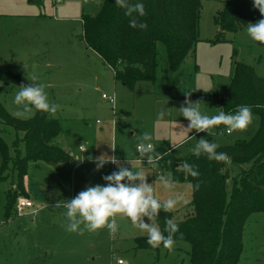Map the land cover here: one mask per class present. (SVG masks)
Instances as JSON below:
<instances>
[{"label":"rangeland","instance_id":"374dc122","mask_svg":"<svg viewBox=\"0 0 264 264\" xmlns=\"http://www.w3.org/2000/svg\"><path fill=\"white\" fill-rule=\"evenodd\" d=\"M224 1L201 0L198 40L177 70L169 69L165 48L159 43L155 81H137L129 89L115 81L112 71L84 44L81 18L94 15L101 0H0V72L9 71L18 77L10 84L0 81V105L16 118L31 117L34 109L30 116H16L18 106L13 101L18 87L33 83L36 77L49 101L60 105L50 116L62 120V131L56 139L71 151L70 160L59 165L29 162L26 178L34 206L19 215L14 203L25 196H17L14 205L6 207V191L18 190L9 163L6 179L0 182V260L40 253L33 264H189L190 246L185 241H174L171 250L137 248L134 238L147 233L134 227L123 214L112 218L117 225L115 232L107 228L85 230L83 234L66 231V209L59 204L88 186L105 184L104 176L125 167L140 171L161 203L169 196L182 197L169 210L173 220L192 211L191 183L172 179L173 190L164 189L158 177L167 172L157 161L149 163L146 156L141 157L136 148L143 135L149 134L155 153L161 146L183 158L193 153L200 138L224 145L248 140L256 131L259 119L255 114L245 131L229 134L224 125H218L207 135L189 129V122L179 111L186 106L185 100L201 102V111L209 116L222 111L219 99L226 94L237 61L264 78V44L247 36V25L218 33L214 15ZM102 94L113 97L114 105ZM162 111L165 115L160 116ZM22 136L23 132L0 120V137L10 156L15 148L23 151ZM101 154L117 157V163L105 164L97 171L89 158ZM1 158L0 152V163ZM246 168L248 164L229 165L228 172L235 176ZM226 183L228 195L230 178ZM34 208V214L27 212ZM5 209L11 213L7 219L3 216ZM143 219L149 223L147 217ZM242 241L238 264H264V211L247 217Z\"/></svg>","mask_w":264,"mask_h":264},{"label":"trees","instance_id":"16d2710c","mask_svg":"<svg viewBox=\"0 0 264 264\" xmlns=\"http://www.w3.org/2000/svg\"><path fill=\"white\" fill-rule=\"evenodd\" d=\"M144 4L147 24L141 30L129 26V17L114 0H101L94 15L84 14L82 37L85 46L97 54L112 71L115 81L133 89L137 81H155L157 68V45L164 46L168 66L177 70L185 55L194 48L198 40V21L201 0H133ZM252 0H225L214 15L218 33L235 31L250 22L261 19ZM218 40V39H216ZM18 77L11 72H0V81L10 84ZM223 112H235L240 105L250 106L252 114L258 116L256 131L248 140H235L219 145L217 152L226 153L230 162L208 159L206 154L192 153L186 157H175L169 148L159 147L157 164L176 181L187 180L192 186V211L182 219L173 220L172 212L161 210L156 225L164 231L168 220L179 228L174 241L189 244V264H238L243 247L242 231L245 220L254 212L264 211V78L255 74L253 68L235 62L224 97L219 99ZM0 120L23 132L20 140L23 151L8 147L0 137V182L6 179L9 167L16 174L17 190L6 191V207L14 203L18 195L26 196L24 178L31 161H44L56 165L68 162L70 153L54 142L62 131V120L39 111L27 119L16 118L0 105ZM19 138V137H18ZM16 143V142H15ZM184 162L194 166L198 177L188 175L182 168ZM248 164L238 175L230 176L229 165ZM231 190L227 195V180ZM199 185L197 188L196 185ZM10 210L5 209L7 218ZM135 246L140 249L158 250L147 243V235L136 236Z\"/></svg>","mask_w":264,"mask_h":264},{"label":"clouds","instance_id":"9594fccd","mask_svg":"<svg viewBox=\"0 0 264 264\" xmlns=\"http://www.w3.org/2000/svg\"><path fill=\"white\" fill-rule=\"evenodd\" d=\"M114 2L129 17L130 27L141 30L148 27L139 19L146 15L142 2L134 3L133 0H114ZM252 3L259 10L262 18L255 23H247L246 34L252 41L264 44V0H252ZM32 82L19 86V91L15 93L13 102L18 106L16 116H30L33 109L55 115L60 105L49 101L44 86L36 82V77L32 78ZM200 103L185 100L186 106H181L179 109L181 116L189 122L187 127L195 129L196 132H206L208 135L214 126L224 125L226 131L231 134L234 131H245L253 123L254 117L250 106L240 105L234 113L220 111L216 115L209 116L201 111ZM159 115L163 116L165 113L162 111ZM151 139L149 134H144L142 141L137 145L139 155L146 156L149 163L159 159V153L154 152L153 145L150 143ZM218 147L219 145L216 143H210L208 139L200 138L192 148V152L196 155L206 154L210 160L229 163V156L226 153L217 152ZM89 159L95 164L97 171L105 164L117 163V157L107 154ZM182 168L194 178L199 176V172L194 166L187 162L182 164ZM158 179L164 189L173 190L174 182L170 174L162 173ZM103 180L106 182L105 184L88 186L78 192L75 197L63 200V203L59 204L60 207L66 209L64 212L65 230L83 234L85 230L95 232L107 228L109 232H115L117 225L112 218L117 214H123L130 219L134 227L147 233L148 245L152 248L163 245L164 248L171 250L174 245L173 235L178 231L179 226L172 220H168L164 229L168 234L164 235L155 223L156 217L162 209H173L182 197L169 196L166 201L161 203L154 196L153 186L146 182L145 176L140 171H133V169L125 167L104 176ZM136 180H139L140 183H131ZM196 187L198 188L199 185L197 184ZM144 217L148 218L149 223H145Z\"/></svg>","mask_w":264,"mask_h":264},{"label":"crops","instance_id":"0c3cea01","mask_svg":"<svg viewBox=\"0 0 264 264\" xmlns=\"http://www.w3.org/2000/svg\"><path fill=\"white\" fill-rule=\"evenodd\" d=\"M54 142H56L57 144H58V141H57V139H56V137H55V139H54ZM59 145V144H58ZM60 146V145H59ZM62 147V146H61ZM63 149H65V150H67L69 153H71V151L69 150V149H67V148H64V147H62ZM78 148L79 149H82V146L80 145V146H78ZM170 149V148H169ZM70 156H71V154H70ZM31 162H36V161H31ZM62 163H64V162H62ZM60 163H58V165H59ZM29 165V164H28ZM28 169V168H27ZM24 189H25V192H26V196L25 197H27V198H29V191H30V188H29V183H28V180H27V178H26V176H25V178H24ZM19 196V195H18ZM17 198V197H16ZM30 199V198H29ZM31 200V199H30ZM15 201H16V199H15ZM14 201V202H15ZM15 204V203H14ZM13 204V205H14ZM36 210H37V208H35ZM30 211L31 210H28L27 212L29 213V214H34V213H30ZM23 213V212H22ZM11 214V213H10ZM20 213H18V215H19ZM3 216H4V214H3ZM7 219V218H6ZM39 257H40V253L38 254H35V255H33V256H30L28 253H25L21 258H13V257H9V258H5V259H2V260H0V264H33L34 262H36L37 260H39ZM121 263V262H120Z\"/></svg>","mask_w":264,"mask_h":264},{"label":"built area","instance_id":"2783aa9c","mask_svg":"<svg viewBox=\"0 0 264 264\" xmlns=\"http://www.w3.org/2000/svg\"><path fill=\"white\" fill-rule=\"evenodd\" d=\"M102 97L103 98H107L108 101L114 105V98L113 97H108L105 94H102ZM225 132L228 133L226 130H225ZM15 206H16L17 212L18 213H22L25 209L32 208L34 205H33V202L29 198H27V197H19L17 199L16 203H15ZM35 211H36L35 208L31 209L30 213H34ZM117 262L120 263L121 260L118 259Z\"/></svg>","mask_w":264,"mask_h":264}]
</instances>
